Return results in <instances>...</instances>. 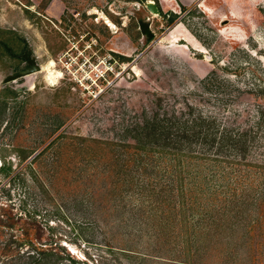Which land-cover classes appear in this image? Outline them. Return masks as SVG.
<instances>
[{
    "label": "rangeland",
    "instance_id": "374dc122",
    "mask_svg": "<svg viewBox=\"0 0 264 264\" xmlns=\"http://www.w3.org/2000/svg\"><path fill=\"white\" fill-rule=\"evenodd\" d=\"M147 1L166 17L125 0H0V40L13 32L27 44L19 60L0 52V169L14 171H0V264H30L25 256L35 251L23 244L25 233L79 264H136L108 250L120 239L107 204L87 210L74 202L95 183L75 185L67 175L49 194L33 183L25 165L60 134L132 142L126 128L142 110L201 115L220 133L246 132L247 160L264 163V0ZM138 8L153 36L147 42ZM167 14L178 18L169 24ZM28 62L41 71L21 76ZM44 67L52 82L59 76L55 83ZM131 239L132 251L153 248ZM236 255L264 264V246Z\"/></svg>",
    "mask_w": 264,
    "mask_h": 264
},
{
    "label": "trees",
    "instance_id": "16d2710c",
    "mask_svg": "<svg viewBox=\"0 0 264 264\" xmlns=\"http://www.w3.org/2000/svg\"><path fill=\"white\" fill-rule=\"evenodd\" d=\"M125 1L143 5L147 0ZM141 9L135 11V23L147 42L153 36ZM167 15L169 24L178 18ZM9 36L0 40V52L25 58V41L13 32ZM218 131L212 117L184 120L142 110L126 128L132 142L60 134L25 168L45 194L57 192L67 175L75 185L85 179L95 183V188L78 190L74 202L87 210L107 204L110 215H116L110 228L120 239L119 246L108 250L133 263L245 264L236 251L264 246V163L247 160L246 132ZM40 164L42 170H36ZM0 171L14 173L11 167ZM131 237L146 238L153 248L132 251ZM23 244L35 251L25 256L30 264H79L63 247L46 249L27 233Z\"/></svg>",
    "mask_w": 264,
    "mask_h": 264
},
{
    "label": "water",
    "instance_id": "95a60500",
    "mask_svg": "<svg viewBox=\"0 0 264 264\" xmlns=\"http://www.w3.org/2000/svg\"><path fill=\"white\" fill-rule=\"evenodd\" d=\"M144 8L152 15L154 16H160L161 15V10L159 7L153 2V1H147L144 4ZM29 63V62H28ZM41 69L37 66H35L33 63H29L28 67L26 68L25 71L21 72V76H27L32 73L40 72ZM36 153L34 154V156Z\"/></svg>",
    "mask_w": 264,
    "mask_h": 264
},
{
    "label": "bare ground",
    "instance_id": "6f19581e",
    "mask_svg": "<svg viewBox=\"0 0 264 264\" xmlns=\"http://www.w3.org/2000/svg\"><path fill=\"white\" fill-rule=\"evenodd\" d=\"M50 64H53V62H52V63H49L48 65H50ZM48 65H46V66H48ZM43 70H45V67H44ZM45 71H46V79H47V81H49V83H50V82H51V83H55L57 77H59V76L55 74V79H54L55 82H52V80H51L50 78H48V71H47V70H45Z\"/></svg>",
    "mask_w": 264,
    "mask_h": 264
}]
</instances>
